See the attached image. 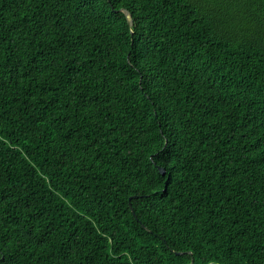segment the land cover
<instances>
[{
	"label": "trees",
	"instance_id": "16d2710c",
	"mask_svg": "<svg viewBox=\"0 0 264 264\" xmlns=\"http://www.w3.org/2000/svg\"><path fill=\"white\" fill-rule=\"evenodd\" d=\"M191 260L264 264V0H0V264Z\"/></svg>",
	"mask_w": 264,
	"mask_h": 264
},
{
	"label": "water",
	"instance_id": "95a60500",
	"mask_svg": "<svg viewBox=\"0 0 264 264\" xmlns=\"http://www.w3.org/2000/svg\"><path fill=\"white\" fill-rule=\"evenodd\" d=\"M120 11L125 15V18L127 20L128 26L131 27L133 25V20H132L131 14L127 10H125V9H121ZM158 169H159V171H160L161 174H164L165 171H164L163 168L158 167ZM131 211L133 212L132 208H131ZM177 254H180V253H177ZM190 264H193V261L192 260H191V263Z\"/></svg>",
	"mask_w": 264,
	"mask_h": 264
}]
</instances>
